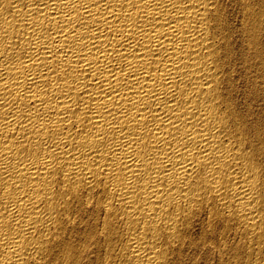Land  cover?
Segmentation results:
<instances>
[{
  "label": "bare ground",
  "instance_id": "bare-ground-1",
  "mask_svg": "<svg viewBox=\"0 0 264 264\" xmlns=\"http://www.w3.org/2000/svg\"><path fill=\"white\" fill-rule=\"evenodd\" d=\"M262 35L264 0H0V264H59L32 260L45 231L32 233L55 207L49 181L61 167L122 181L126 242L89 247L85 239L77 264H117L109 258L117 247L131 258L122 264H144L134 249L156 264L186 260L187 237L156 252L145 236L166 226L156 187L178 162L181 137L207 163L196 142L216 156L240 155L249 125L264 122V60L252 40L258 50ZM236 167L230 174L242 181ZM243 231L232 230L233 252L245 251L230 264H260L264 234Z\"/></svg>",
  "mask_w": 264,
  "mask_h": 264
},
{
  "label": "snow or ice",
  "instance_id": "snow-or-ice-1",
  "mask_svg": "<svg viewBox=\"0 0 264 264\" xmlns=\"http://www.w3.org/2000/svg\"><path fill=\"white\" fill-rule=\"evenodd\" d=\"M200 2L203 4V0ZM204 7L207 8V5ZM212 19L219 20L218 17ZM252 40L254 56H260L264 60V35L260 37L258 50L256 37L253 36ZM85 107L87 111L83 115L87 118L92 109L89 105ZM173 138L175 139L174 134ZM188 139L194 140L190 133ZM179 143L184 144V150L177 153L178 162L173 163L171 168L165 167L167 179L160 180L156 187V191L167 201L161 205L168 209L161 218V223L166 226L161 228L158 224L155 233L145 232V236L149 237L152 250L156 252H162L165 245L171 249L173 244L179 245L187 237V247L194 251L186 260L179 261V264H194L201 249L204 252L199 264H219L221 256L225 257L224 264H230L228 257L245 251L239 249L236 253L233 252L235 245L231 235L237 224L245 237V224L252 228L253 235L264 234V228L261 227L264 224V122L255 129L249 125L241 140L246 147L240 155H234L228 149L226 152L221 150L219 156H216L208 153L200 142H196V149L209 157L205 163L183 137ZM165 154L170 160L176 159L171 153ZM185 160L187 164L184 163ZM196 160H199V164ZM237 165L242 181L230 174V170L232 173L237 172ZM181 168L183 172L180 171ZM52 175L55 183L49 181L52 194L48 196V200L55 207L41 219V226H35L32 233L35 236L37 231H45L41 242L33 248L37 254L32 256L34 262L37 256L39 259L50 256L52 260L59 257V264H77V257L83 253L85 239L90 242L87 245L89 247L92 242L100 247L105 242H117L121 246L126 242L123 238L124 229L120 224L125 219L123 201L121 200V206L117 205L118 185L122 182L120 176L113 174L105 179L95 172L92 176H81L75 172H67L63 167ZM173 189L179 195H175ZM0 216H4L2 211ZM257 216L259 221L256 220ZM226 221L228 227H225ZM49 226L54 230L48 231ZM3 229L4 224L0 221V232ZM12 239L15 240V237ZM139 245L140 249L148 248V242L143 238ZM134 251L144 264H156L158 257L152 254L149 256L145 251ZM119 252V247L110 249V261L122 264L131 259L121 257ZM167 256H171V252ZM259 260L260 264H264V249L261 250ZM168 264L172 262L169 261Z\"/></svg>",
  "mask_w": 264,
  "mask_h": 264
}]
</instances>
